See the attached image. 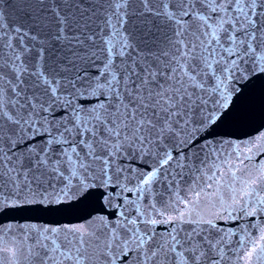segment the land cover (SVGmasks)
<instances>
[{
    "label": "snow or ice",
    "instance_id": "1",
    "mask_svg": "<svg viewBox=\"0 0 264 264\" xmlns=\"http://www.w3.org/2000/svg\"><path fill=\"white\" fill-rule=\"evenodd\" d=\"M0 264H264V0H0Z\"/></svg>",
    "mask_w": 264,
    "mask_h": 264
}]
</instances>
